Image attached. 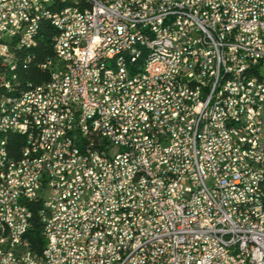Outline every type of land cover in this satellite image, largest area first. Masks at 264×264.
<instances>
[{"label": "built area", "instance_id": "1", "mask_svg": "<svg viewBox=\"0 0 264 264\" xmlns=\"http://www.w3.org/2000/svg\"><path fill=\"white\" fill-rule=\"evenodd\" d=\"M50 3L0 0V104L17 99L0 122V264H264V180L257 166H244V158L264 163V0H72L47 12ZM133 5L143 13H128ZM47 14H55L54 58L41 69L54 67L55 79L25 81L24 96L13 98L14 53L25 51L29 63L38 18ZM126 43L131 54L112 62ZM143 47L163 48L166 65L149 64L150 56L132 61ZM47 85L54 98H46ZM160 93L167 101L158 102ZM141 108L159 116H141ZM36 115L52 128L45 146H36L44 131ZM1 123L22 137L16 155L2 151ZM220 124L235 128L238 141L220 134ZM69 139L92 145L94 166ZM35 147H49L43 166L18 173ZM133 169L140 178L128 186ZM39 170H47L44 182H35ZM11 184L19 192H9ZM31 203L39 204L45 240L39 257L25 238Z\"/></svg>", "mask_w": 264, "mask_h": 264}, {"label": "bare ground", "instance_id": "2", "mask_svg": "<svg viewBox=\"0 0 264 264\" xmlns=\"http://www.w3.org/2000/svg\"><path fill=\"white\" fill-rule=\"evenodd\" d=\"M72 0H56V3L46 4L47 12H55L58 10V6L70 5ZM128 13L140 14L143 13L142 5L128 6ZM55 14H47V18H38V25H36V33L41 25H47L54 30ZM36 40H33L27 50L35 47ZM133 51V43H126L124 49L114 50L112 55V62H120L123 59L124 54H131ZM22 51H16L14 53V62L11 66V75H14L15 84L13 88V98H22L25 93V87H21L18 83L15 70L17 67V54ZM149 57V64L166 65V57H164V49L158 47H143V50L132 54V61L145 62ZM25 63V58L22 60ZM97 63L109 64V55H98ZM49 68L50 78L55 79L54 67L45 66ZM246 79V70H239L237 73V81H244ZM143 92L147 93V98H156V91L152 90L151 85H143ZM135 94H142V87H135ZM180 94L179 86H171V96H178ZM55 97L54 85H47L46 98ZM167 101V93L158 94V102ZM15 106H17V99L2 98L0 104V122L2 117H5L9 112H15ZM137 109V100H129L128 110ZM141 116H159V109L141 108ZM24 117H31V110H24ZM108 121H115V112H108ZM37 127L44 128V131L35 135L36 146H45L46 142H49L52 138L51 125H47V118L43 115H36ZM2 131V151L7 150V139L9 136V124L1 123ZM59 134L61 136H68V127L59 126ZM220 134L227 135L231 141H238V131L235 128H230L228 124H220ZM116 136H124V129H116ZM219 130H211V138H218ZM69 147H80V152L85 153L87 166H94V150L91 144H83V139H69ZM49 155V147H35L27 150V159H25V152H20L18 159H25L22 165H17L18 173H29L32 166L34 168H41L43 166V159ZM244 166H257V171L260 175V180H264V163H258V159L244 158ZM47 177V170L36 171L35 182H44ZM140 178V169H133L126 171V182L128 186H136ZM0 183H4V176L0 174ZM9 192H19V184L9 185ZM259 208H264V200H259ZM5 228H9V231H16V224H12V221H5ZM45 245L43 247L41 255H44ZM35 255V254H34Z\"/></svg>", "mask_w": 264, "mask_h": 264}, {"label": "trees", "instance_id": "3", "mask_svg": "<svg viewBox=\"0 0 264 264\" xmlns=\"http://www.w3.org/2000/svg\"><path fill=\"white\" fill-rule=\"evenodd\" d=\"M54 31L47 25H41L38 31V37L35 47L27 50V55H30L29 63H22L25 58V51L17 54V67L15 74L18 79V83L21 87H25V81L36 86L46 82L50 78V70L44 66V71L41 69V65L50 59L54 58V52L52 50V37ZM22 145V137L19 135H9L7 139V150L17 154L19 147ZM20 152H18L19 157ZM39 204L31 203L29 208L32 211L31 228L28 230L25 238L31 248V251L36 257H39L42 253L45 245V240L42 235V225L37 215Z\"/></svg>", "mask_w": 264, "mask_h": 264}]
</instances>
